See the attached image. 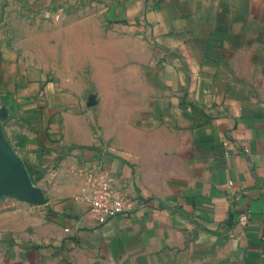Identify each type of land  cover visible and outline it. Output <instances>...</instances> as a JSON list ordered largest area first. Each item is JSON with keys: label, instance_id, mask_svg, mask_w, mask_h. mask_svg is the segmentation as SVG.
Listing matches in <instances>:
<instances>
[{"label": "crops", "instance_id": "1", "mask_svg": "<svg viewBox=\"0 0 264 264\" xmlns=\"http://www.w3.org/2000/svg\"><path fill=\"white\" fill-rule=\"evenodd\" d=\"M6 12L0 264H264V0H12ZM88 35L136 81V127L110 151L83 113L82 48L68 47ZM101 169L136 208L98 225Z\"/></svg>", "mask_w": 264, "mask_h": 264}, {"label": "rangeland", "instance_id": "2", "mask_svg": "<svg viewBox=\"0 0 264 264\" xmlns=\"http://www.w3.org/2000/svg\"><path fill=\"white\" fill-rule=\"evenodd\" d=\"M11 1L0 0V17L7 15L6 8ZM3 32L7 34L10 29L5 27ZM4 46L13 45L9 43ZM68 47L71 51L82 48L79 50L83 73L77 79L82 83L85 81L88 86L82 92L86 103L83 113L91 124L93 134L107 151L113 148V144L123 145L125 134L136 127L135 121L139 114L136 102L129 99L130 90L135 87L136 81L132 84L128 82L129 78L119 68L124 58L114 53L108 43H99L90 35L83 38V43L69 44Z\"/></svg>", "mask_w": 264, "mask_h": 264}, {"label": "built area", "instance_id": "3", "mask_svg": "<svg viewBox=\"0 0 264 264\" xmlns=\"http://www.w3.org/2000/svg\"><path fill=\"white\" fill-rule=\"evenodd\" d=\"M93 187L88 214L98 225L105 224L119 214L135 210L136 203L114 188V177L109 171L101 169L93 179ZM246 221L243 217L242 222Z\"/></svg>", "mask_w": 264, "mask_h": 264}]
</instances>
